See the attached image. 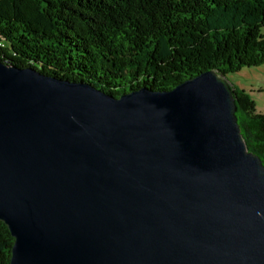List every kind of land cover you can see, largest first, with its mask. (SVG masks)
I'll list each match as a JSON object with an SVG mask.
<instances>
[{
  "label": "water",
  "instance_id": "obj_1",
  "mask_svg": "<svg viewBox=\"0 0 264 264\" xmlns=\"http://www.w3.org/2000/svg\"><path fill=\"white\" fill-rule=\"evenodd\" d=\"M207 71L118 98L0 60L10 264H264V164Z\"/></svg>",
  "mask_w": 264,
  "mask_h": 264
},
{
  "label": "trees",
  "instance_id": "obj_2",
  "mask_svg": "<svg viewBox=\"0 0 264 264\" xmlns=\"http://www.w3.org/2000/svg\"><path fill=\"white\" fill-rule=\"evenodd\" d=\"M0 60L115 98L170 91L209 70L227 80L264 65V0H0ZM230 86L241 134L264 164V113ZM7 227L0 264L15 242Z\"/></svg>",
  "mask_w": 264,
  "mask_h": 264
},
{
  "label": "rangeland",
  "instance_id": "obj_3",
  "mask_svg": "<svg viewBox=\"0 0 264 264\" xmlns=\"http://www.w3.org/2000/svg\"><path fill=\"white\" fill-rule=\"evenodd\" d=\"M227 80L251 96L257 113H264V65L258 68H244L228 75Z\"/></svg>",
  "mask_w": 264,
  "mask_h": 264
}]
</instances>
